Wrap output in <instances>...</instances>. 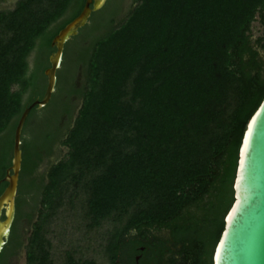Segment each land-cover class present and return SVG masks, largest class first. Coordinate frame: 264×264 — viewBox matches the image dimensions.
<instances>
[{
  "label": "trees",
  "instance_id": "1",
  "mask_svg": "<svg viewBox=\"0 0 264 264\" xmlns=\"http://www.w3.org/2000/svg\"><path fill=\"white\" fill-rule=\"evenodd\" d=\"M84 1L0 12V180L20 113L42 97L50 42ZM122 1L105 0L63 44L49 100L25 118L0 264L20 248L25 264H132L149 240L157 259L170 242L172 264H212L264 95V0H129L119 18ZM255 14L263 34L251 40ZM55 145L66 152L51 162Z\"/></svg>",
  "mask_w": 264,
  "mask_h": 264
},
{
  "label": "water",
  "instance_id": "2",
  "mask_svg": "<svg viewBox=\"0 0 264 264\" xmlns=\"http://www.w3.org/2000/svg\"><path fill=\"white\" fill-rule=\"evenodd\" d=\"M105 0H85L80 13L52 38L49 67L42 97L20 113L12 136L10 164L0 182V251L14 217V198L20 168V132L31 107H43L54 89L55 71L59 67L63 44L82 27L90 12ZM90 6V7H89ZM53 162V160H49ZM232 203L223 217V227L214 245L212 264H264V95L251 114L242 133L232 181Z\"/></svg>",
  "mask_w": 264,
  "mask_h": 264
},
{
  "label": "flooded vegetation",
  "instance_id": "3",
  "mask_svg": "<svg viewBox=\"0 0 264 264\" xmlns=\"http://www.w3.org/2000/svg\"><path fill=\"white\" fill-rule=\"evenodd\" d=\"M18 1H20V0H0V12L12 10ZM103 4H102V6H103ZM10 6H12V7L9 8ZM101 7L99 9H101ZM99 9H97V10H99ZM93 12H95V11H93ZM93 12H90V14ZM125 13H126V11L122 10L119 14V18H124ZM60 156H63V154H61ZM60 156L58 155V157H60ZM149 232L146 231L144 234L148 235ZM144 234H142V235H144ZM151 234L156 235L152 230H151ZM145 245H147V247H145ZM156 245H157V241H155V240H149L148 242L142 241V245L137 247V253L132 256V264H158V263L159 264H172L173 259H174V255H173V248H172L170 242L166 243L167 247H166V249H163L164 254L160 257V259H157V257H156V253H155V250H156L155 246ZM121 259L122 260L120 263L118 262V260H116L118 262L117 264H126L129 261L125 255L121 256Z\"/></svg>",
  "mask_w": 264,
  "mask_h": 264
},
{
  "label": "rangeland",
  "instance_id": "4",
  "mask_svg": "<svg viewBox=\"0 0 264 264\" xmlns=\"http://www.w3.org/2000/svg\"><path fill=\"white\" fill-rule=\"evenodd\" d=\"M130 5V1L129 0H123L121 2V10H126V7ZM12 6H10L9 8H11ZM248 32L249 35L251 36V40H254L258 37H261V35L263 34V29L260 26L259 22H258V16L257 14L254 15V19L252 20V22L249 24L248 27ZM260 55L264 56V52L260 51L259 52ZM66 152L65 148L59 147L57 145H55L53 147V151L51 156L49 157V160H54V158H56L58 155L60 156L61 154H64ZM45 169V162L41 163L38 168H37V173L38 174H42L44 172ZM29 226L30 224H28L26 221H21L19 223V233H20V237H22L23 239V244L25 246L26 244V238L29 235ZM9 264H25V252L23 248H20L13 256H11L8 259Z\"/></svg>",
  "mask_w": 264,
  "mask_h": 264
}]
</instances>
